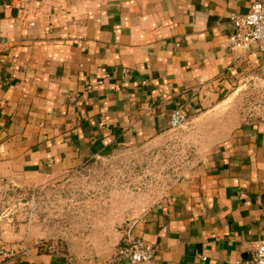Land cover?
Instances as JSON below:
<instances>
[{
	"label": "crops",
	"instance_id": "0c3cea01",
	"mask_svg": "<svg viewBox=\"0 0 264 264\" xmlns=\"http://www.w3.org/2000/svg\"><path fill=\"white\" fill-rule=\"evenodd\" d=\"M254 1L0 0V164L47 178L157 138L178 105L185 114L210 105L214 91L264 67L263 51L227 45L230 14ZM263 235L264 123L247 121L124 241L153 244L150 264H235ZM66 259L30 244L0 264Z\"/></svg>",
	"mask_w": 264,
	"mask_h": 264
},
{
	"label": "rangeland",
	"instance_id": "374dc122",
	"mask_svg": "<svg viewBox=\"0 0 264 264\" xmlns=\"http://www.w3.org/2000/svg\"><path fill=\"white\" fill-rule=\"evenodd\" d=\"M176 127L114 146L47 178L0 164V240L37 245L82 264H114L125 231L178 182L200 175L207 157L243 122L264 123V67L249 69Z\"/></svg>",
	"mask_w": 264,
	"mask_h": 264
},
{
	"label": "built area",
	"instance_id": "2783aa9c",
	"mask_svg": "<svg viewBox=\"0 0 264 264\" xmlns=\"http://www.w3.org/2000/svg\"><path fill=\"white\" fill-rule=\"evenodd\" d=\"M21 9L25 10L26 8ZM23 16H26L25 13ZM229 20L234 27V31L229 34L227 39L230 50L245 54L254 46L264 52V0L252 2L244 13H231ZM30 24H34V19L30 20ZM185 118L183 107L178 105L171 112L170 127L178 126ZM15 252L16 249L6 247L0 240L1 258H9ZM155 256L156 249L153 244L142 238L132 237L119 249V260L114 264H119L120 260H126L128 264H150ZM66 264L82 263L67 256ZM235 264H264V235L255 242L249 257L237 260Z\"/></svg>",
	"mask_w": 264,
	"mask_h": 264
}]
</instances>
